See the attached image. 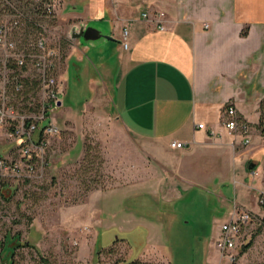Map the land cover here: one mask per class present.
<instances>
[{"label":"crops","instance_id":"crops-1","mask_svg":"<svg viewBox=\"0 0 264 264\" xmlns=\"http://www.w3.org/2000/svg\"><path fill=\"white\" fill-rule=\"evenodd\" d=\"M69 5L72 9L63 18L59 12L60 24L98 23L102 27H94L113 40L84 46L76 41L68 59L62 111L74 109L67 104L71 73L90 74L91 90L84 101L100 88L95 93L104 109L114 112L127 132L150 146L151 157L174 178L180 191L179 197H157L153 204L140 192L124 199V211L143 219L142 227L148 231L155 229L148 233L145 250L152 249L166 222L176 220V203L193 188L217 192L227 210L222 224L236 209L260 213L264 0H63L60 10ZM158 12L166 14L163 31L156 22ZM144 13L150 18H144ZM125 29L128 49L122 44ZM94 63L102 68L101 77ZM78 80L74 79L75 85ZM228 104L249 125L250 144L244 145L241 136L224 128ZM199 124H205V129H199ZM173 141L187 146L172 149ZM246 254L236 263L243 264ZM215 257L221 264L228 260L218 250Z\"/></svg>","mask_w":264,"mask_h":264},{"label":"rangeland","instance_id":"rangeland-1","mask_svg":"<svg viewBox=\"0 0 264 264\" xmlns=\"http://www.w3.org/2000/svg\"><path fill=\"white\" fill-rule=\"evenodd\" d=\"M61 7L45 34L61 50L56 74L62 97L68 59L78 41L68 37L77 22L62 25L59 21V12L63 18L71 5L65 11ZM91 65L101 77L102 68ZM89 76L71 73L67 104L74 109L57 111L61 135L52 142L43 174L29 177L0 171V264L11 259L13 264H127L139 258L154 264H221L212 256L227 210L213 190L186 192L176 203V220L166 222L165 230H157L159 238L150 251L145 250L148 233L155 229L148 231L142 227L143 219L124 211V199L140 192L153 204L157 197H179L180 191L174 178L151 157L150 146L127 132L114 112L104 109L97 95L100 88L84 101L91 90ZM1 159L8 164L20 161L18 143L9 140L6 132H0ZM253 213L256 219L244 232L237 258L253 240L243 264H264V209ZM14 236L23 245L15 253V243L7 240ZM117 239H126L130 247L120 242L114 253L102 250Z\"/></svg>","mask_w":264,"mask_h":264},{"label":"built area","instance_id":"built-area-1","mask_svg":"<svg viewBox=\"0 0 264 264\" xmlns=\"http://www.w3.org/2000/svg\"><path fill=\"white\" fill-rule=\"evenodd\" d=\"M4 1L8 10H0V132H6L9 140L18 143L20 161L8 164L1 159L0 171L39 176L48 167L52 142L61 135L56 120L62 107L56 74L61 50L49 42L45 33L62 0H32L38 10H22L11 0ZM143 17L148 19L150 15L144 13ZM165 17L164 12L155 15L159 30L166 29ZM123 33L122 44L128 49V32L125 29ZM223 126L230 135L241 136L244 145L250 144L249 125L232 104L224 110ZM198 128L205 129V124ZM186 146L179 141L170 143L175 150ZM258 204L264 209V192L259 195ZM255 219L253 212L236 209L231 219L221 225L215 247L230 263L237 261L236 250Z\"/></svg>","mask_w":264,"mask_h":264},{"label":"trees","instance_id":"trees-1","mask_svg":"<svg viewBox=\"0 0 264 264\" xmlns=\"http://www.w3.org/2000/svg\"><path fill=\"white\" fill-rule=\"evenodd\" d=\"M11 1L14 3V5H15L16 7L20 8V9H22V10H25V7H26V6H31V5H33V4H32V0H11ZM23 2H24L25 4H23ZM0 4H2V10H3V9H5V10L8 9V6L6 5V3H5L4 0H0ZM0 9H1V8H0ZM33 10H38V9H36V8L33 7ZM127 205H128V204H127V202H126L125 207H126L127 209H129V207H128ZM18 239H19L18 236H14V237H12V238L8 237V239H7V240H9L11 243H15V244H14L15 247L13 248V253H15V251H16V249H17L18 247H20V246L22 247V246H23V245L20 244V243H18V244L16 243V241H17ZM7 242H8V241H7ZM120 242H126V243L129 245V247H130L129 242H128L126 239H117L116 241L113 242L112 245H110L109 247L104 248V249H102V250H108L109 253H112V252L114 253V252H115V247H116V245L119 244ZM252 243H253V240H252V242H250L249 244H247L246 246L243 247L241 253H242V254L246 253V252L248 251V249L251 247ZM10 261H11V264H13V260L11 259ZM121 261H125V259L120 260L119 262H121ZM119 262H118V263H119ZM127 264H154V263H153L152 261H143V260H141V258H139V259L133 260V261L127 263ZM157 264H160V263H157Z\"/></svg>","mask_w":264,"mask_h":264},{"label":"water","instance_id":"water-1","mask_svg":"<svg viewBox=\"0 0 264 264\" xmlns=\"http://www.w3.org/2000/svg\"><path fill=\"white\" fill-rule=\"evenodd\" d=\"M70 37L75 41H84L85 43H92L100 40L112 41L113 38L104 34L94 26L82 23L80 26H74L70 31Z\"/></svg>","mask_w":264,"mask_h":264},{"label":"flooded vegetation","instance_id":"flooded-vegetation-1","mask_svg":"<svg viewBox=\"0 0 264 264\" xmlns=\"http://www.w3.org/2000/svg\"><path fill=\"white\" fill-rule=\"evenodd\" d=\"M8 264H11V261H9Z\"/></svg>","mask_w":264,"mask_h":264}]
</instances>
